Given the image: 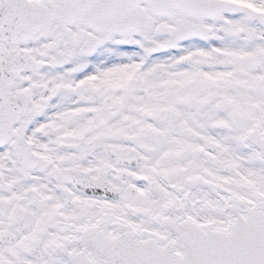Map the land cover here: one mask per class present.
<instances>
[{
  "label": "snow or ice",
  "instance_id": "snow-or-ice-1",
  "mask_svg": "<svg viewBox=\"0 0 264 264\" xmlns=\"http://www.w3.org/2000/svg\"><path fill=\"white\" fill-rule=\"evenodd\" d=\"M0 264H264V0H0Z\"/></svg>",
  "mask_w": 264,
  "mask_h": 264
}]
</instances>
